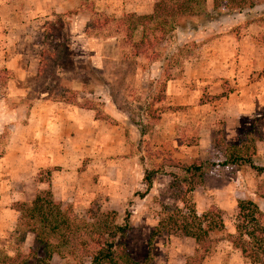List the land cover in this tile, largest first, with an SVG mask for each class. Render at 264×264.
I'll return each instance as SVG.
<instances>
[{"label": "rangeland", "instance_id": "374dc122", "mask_svg": "<svg viewBox=\"0 0 264 264\" xmlns=\"http://www.w3.org/2000/svg\"><path fill=\"white\" fill-rule=\"evenodd\" d=\"M156 1L0 0V166L17 164L13 174L0 168V254H25L32 245L33 235L16 229L12 204L29 200L31 180L48 184L54 171L37 169L29 176L22 167L25 116H38L49 105L93 128L77 131L68 142L73 127L59 120V144L74 149L92 137L87 153L68 151L76 158L75 184L71 193L54 197L62 206L78 216L89 207L120 217L128 210L126 249L139 263L160 220L177 208L191 206L200 215L213 206L222 212L224 228L209 235L215 243L202 264H249L229 241L236 201L262 206L264 172L217 164L226 145L238 144L254 164L264 163V0H255L252 11L232 14H221L223 4L209 12L212 0H204L196 17L178 20L145 50L157 53L153 60L131 57L115 21L95 27L105 19L148 14ZM193 25L196 30L189 31ZM160 90L161 101L153 103ZM34 142V148L28 144L32 157L38 155ZM192 160L215 165L180 203L172 177L180 173L177 165ZM151 169L149 190L139 198L143 173ZM24 186L23 198H17ZM193 246L179 233H164L149 249L150 264H183ZM222 251L220 261L212 259Z\"/></svg>", "mask_w": 264, "mask_h": 264}, {"label": "trees", "instance_id": "16d2710c", "mask_svg": "<svg viewBox=\"0 0 264 264\" xmlns=\"http://www.w3.org/2000/svg\"><path fill=\"white\" fill-rule=\"evenodd\" d=\"M203 3L204 0H158L148 14H126L115 20L105 19L95 27L107 26L115 21L123 33L125 44L131 48V57L142 55L153 60L157 53L144 54L145 50H152L178 20L196 17ZM221 4V14L249 12L256 7L255 0H212L209 12L217 13ZM194 30L196 26L189 28V31ZM136 33L139 36L135 40ZM152 83L155 84V81L151 82L150 88L154 86ZM162 93L163 90H160L150 100L160 102ZM224 153V159L218 166L246 165L257 176L264 172V163L254 164L248 157L247 148L239 144L226 145ZM214 165L192 160L176 166L180 173L173 175L172 184L179 189L180 203L184 202L185 194L192 193L202 185L203 176ZM154 174L152 169L143 173L142 184L145 188L138 194L139 198L149 190ZM258 198L262 206L250 199L236 201L234 237L229 241L249 264H264V188L258 193ZM12 211L16 214V229L21 231L26 228L33 235L32 245L25 254H0V264H52L54 258L59 260V264H150L149 249H152L156 238L168 232L179 233L182 238L193 241L192 252L184 258L183 264H202L212 254L215 243L209 235L224 228L222 212L213 206L200 215L191 206L177 208L172 216L163 218L150 229L147 251L139 263L126 249L125 240L131 228L128 210H124L120 217L115 211L102 212L97 207H89L83 215L78 216L69 206H62L56 201L49 189H45L37 192L30 201L14 202Z\"/></svg>", "mask_w": 264, "mask_h": 264}, {"label": "crops", "instance_id": "0c3cea01", "mask_svg": "<svg viewBox=\"0 0 264 264\" xmlns=\"http://www.w3.org/2000/svg\"><path fill=\"white\" fill-rule=\"evenodd\" d=\"M43 107H46V109L42 111L40 114H38V116H36L32 112H29L28 115L25 116L27 125H24L23 130L25 131L27 143L25 141H23L22 143V148L24 150V152H22V156L25 160L23 161L24 165L22 164V167L26 169V172L23 173L31 176L35 170L39 169L40 171V169H45V168H54V171L51 172L52 176H50L48 184H36L34 183L33 180H31L32 189L29 190L27 186L28 189L27 192H29L28 194L29 200L27 201H30L35 196V194L38 191H40V189H49L53 198L58 195L61 196L60 194H62L63 192L66 194H68L69 192L71 193L73 191L72 187H74L75 182L71 184L70 180L75 179L76 158H75V154L71 156L69 152L70 150L71 152H74L76 150L81 149L83 152L87 153L91 146L89 142L92 141V137H90L88 138V140H85V142L82 141L80 142V145L82 146H77V148L75 147L74 149L71 145L67 143H64L63 145L59 144L58 142L59 133H57L56 136L55 133L58 131V129L60 130V126H59L60 119L64 120L62 123L65 125L66 128L69 129L70 127H73L72 131H68L66 135V138H68V142L72 141L77 131L81 132L83 130L89 132L90 130H93V128L89 127L90 126L89 123H88V127H86L81 122H78L79 121L78 119L74 120L73 117H71V114L73 115V113H69V114H67L66 112L59 113L58 111L53 110L55 106H50V109L47 108L49 107V105L47 106L43 105ZM66 116L67 118L65 119ZM34 117H37L36 125H35L36 121L33 123ZM34 139H37L38 140L37 144H39V145L36 144L37 145L36 150L38 151L37 152L38 155L34 156L35 158H37L36 160L29 153L30 147H28L29 143H33L32 146L33 148L35 147ZM26 146L28 147V149H25ZM6 155L8 156L9 154L6 153ZM16 167L17 164L13 167L12 163L9 165H5L4 163L3 166H0L1 170L5 171V173H9V172L12 173V169ZM4 179L5 180L2 181L8 182L6 180L8 179L7 176H5ZM10 181L13 180L11 179ZM22 183L25 184L24 181ZM77 184L78 183L76 182V185ZM35 188L37 189L35 190ZM21 189H22L21 192L18 191L17 193L16 196L17 198H23L24 196L23 192H26L25 186L22 187ZM8 192L9 190L7 189L6 193ZM9 195H15L14 191L11 190ZM27 201H20V202H27ZM224 253L225 252L223 251L220 253H216L215 254L216 258H212V259L220 261L221 256H224Z\"/></svg>", "mask_w": 264, "mask_h": 264}]
</instances>
